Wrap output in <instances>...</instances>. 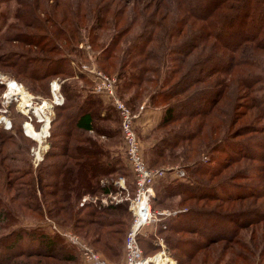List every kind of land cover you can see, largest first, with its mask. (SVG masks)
<instances>
[{
  "label": "rangeland",
  "instance_id": "rangeland-1",
  "mask_svg": "<svg viewBox=\"0 0 264 264\" xmlns=\"http://www.w3.org/2000/svg\"><path fill=\"white\" fill-rule=\"evenodd\" d=\"M104 1L106 0H94L91 2L89 0H0V13L5 14L4 19L0 18V55L1 53L5 54L7 50L13 49L17 54L32 53V55L40 54V56H42L41 52H39L35 46L7 39L10 25L18 24L23 26L20 32H38L39 26L42 28L48 27L50 30H53L52 24L53 21H56L63 28L66 27L69 29L70 36V34H72L70 29L71 24L69 20L66 19V13L69 12V8L78 10L81 8L80 4L84 2L81 10L82 12H90V14H88L90 16L78 21L81 30H79L80 35L76 38V47L73 51H70L68 48L71 53L66 55L70 59V68H72L73 77L66 78L62 75L50 77L48 78L49 83H47V85L51 84L54 80H58L60 85H62L63 82L65 83V81H70L78 88L80 96V98H77L78 101L83 100L82 98L87 94L104 100L109 106L107 112L110 115H107H109L110 118L105 117L104 113H102L103 117H101L98 114H101V111L94 108L95 129L91 132H83L84 134L81 135L85 136V138H89L90 141L87 142L88 147L98 146L100 141L106 144L107 142L113 144L110 146L120 153V156L123 158V163L126 165L124 174L120 176L115 174L113 177L104 178V181H113L116 190L114 193L110 192L109 194H103L98 192L97 194H86L82 196V199L78 200L74 196V192L63 189L64 184L65 188H68L69 182L64 183L60 177H54L49 174V172L43 173L40 167L50 164L53 165L52 167H54V165L57 166L58 168L55 167V169L57 168L56 170H58L62 167V164L65 163L68 167L72 166V168L76 167L77 169V160L63 155L64 148H59V150L58 147L53 146L51 148L52 144L50 140H52L53 143V139L56 138L53 137V139H51L49 135L39 139L26 133L27 123L31 124L37 132L42 131V127L45 123L35 115L33 108L25 107L22 95L11 96L10 98L6 95L9 92L8 82L14 81L25 89L29 94L32 107L45 108V113L50 117L48 131L51 132L52 128L57 132L60 131L61 137H57L58 142L62 143L65 140L64 135L61 134L62 129L67 128L73 131L75 136L78 135V129L71 128L70 124L67 123V119L62 116L61 110L54 102V95L50 98L47 96L48 90L46 88L42 91L40 84L46 80L45 78L39 80V83H36L33 80L21 77L15 70L9 67L3 68L0 66V257L11 254L7 252L5 248L16 242V238L11 236L14 234V229L21 225L28 228L41 226L46 232L52 233L51 223L42 222L44 220L46 221L48 217H52L61 230L76 235L82 242L99 252L109 262L123 264L124 239L129 230L128 228L132 224L131 214L124 212L121 216L129 221L128 224L125 223L114 227H108L110 228L108 230L118 229L121 232L115 236L120 241V245L118 244L121 249L120 255L109 253L108 256L106 253H103L100 243L95 242L97 239L94 238V234L89 231V226L91 225H87V222H83L82 219L90 220L91 218L94 220L98 217H89L87 214L89 210H92L93 205L100 203L107 205L110 202L118 203L121 200V202H123L130 195L134 196L132 194L133 183L130 173L131 169H129L130 167H128L129 165L126 160V147L122 133L120 113L106 96H101L94 92L95 82L93 75L86 71L84 66L95 68L110 78L116 77L117 96L131 109L135 116L133 125L145 163L152 169L165 170V174L157 179L156 190L159 189L163 191V185L177 181L178 178L175 179V175L181 176L180 174L186 172L187 175H192L191 168L196 169L199 162L210 164L215 171V174L211 176L197 173L192 175L202 186L210 185L215 188V186H218L225 180H233L235 183L238 182L242 184L249 183L253 187H261V183H264V159L260 158V155L264 154V151L259 147L264 141V116L260 111V106H256L257 102L253 99L259 92H263L264 81L257 83L258 87L253 91L243 82V78L251 74L264 75V49H256V52L260 56V58H258V64L247 65L238 69L235 68V70L228 75H215L218 76V78H220V76L226 77V81H228L227 83L229 84L222 97L219 98V102L212 113L209 115L181 118L162 128L160 127L162 115L160 119H149L144 117L146 110L151 109V112L154 114L156 110L166 108L161 104L155 106L152 102L151 94L156 90V85L152 84L149 86L148 83H143L142 88L145 89L138 93H136L135 87L130 89H125L123 87L122 84L125 78L123 76L124 70H129V67H121L123 62L122 50L124 49V51H126L129 41L133 38L135 39L140 33L154 31L153 34H155L157 40L150 42L149 50L151 52L153 51L154 55L156 53L154 56L155 59L151 60L142 57L144 64H155L163 67L161 60L164 58L166 59L165 66H173L170 61V59L176 58L172 52L173 48L182 45V41L188 37L187 33L195 34L193 30L200 26L204 29V24L203 22L189 19L187 13L178 4V0H119L116 5L128 8L126 11V21H134L136 19L137 22L134 23L132 30L120 40L116 54L109 59H103V49L110 44L113 34L116 33L118 28L121 30L122 27L126 25V23L122 21L116 29L112 23L114 12L110 11L108 14L110 18L109 24L101 29L98 27L95 29L94 22H96V20L93 18L95 14L94 10H96L99 5L93 4L94 2L103 3ZM85 5L88 9H84ZM209 5L210 4L205 1L199 0V3L194 7L199 11L201 9H207ZM19 9H25V12H28L26 14V16H29L27 21L31 20L32 23H25L24 20L17 21L14 18ZM91 11H93V13H91ZM155 22L162 23L160 25L161 27L157 28ZM182 22L188 23L187 26ZM98 25H100V23H98ZM180 29H184L182 35L171 36L172 32L173 34L176 32L178 34ZM59 41L63 42L62 39ZM63 44L66 45V43ZM197 46L196 51L187 59L188 63L186 67L189 66L191 62L202 63V61L207 58L212 59L216 57L215 59L218 60L217 63H221V60L218 58L224 60L229 59V53H226L225 49L222 50L219 48L214 39H207L199 42ZM168 48H172L171 51ZM60 56L61 55H59V57ZM181 56L183 55L181 54ZM135 60H140V58H136ZM209 62H211V68V65L214 64V59ZM174 64L181 66L180 63ZM44 67L45 66L42 65V68ZM39 71H41V68ZM191 73L193 78L199 76L202 78L204 77V81L193 85L188 91L172 99L167 103V106L173 102L184 100L186 97H190V95L191 98H189L186 103L193 100V106L191 107L196 106L205 108L203 106H207V103L202 102L201 99L198 98L193 99L192 96L198 95L201 88H203V91L207 92L208 90H204V88L213 85V83H210L212 77L210 74L205 75L195 69H193ZM144 74L152 77L160 76L159 81L161 82L165 72L162 71L160 74L159 72L155 73L153 70H150L149 72H144ZM180 77L181 76L175 77L170 85L165 81L166 85L164 84V88L167 89L172 86ZM213 81L214 83L216 82L215 79ZM53 86H55V84ZM60 92L62 93L61 87ZM207 95L210 96L209 94ZM45 103H48L50 107L46 108L47 106ZM110 107L113 109L110 110ZM24 116L27 117L28 121L25 120ZM55 118L56 121L54 120ZM51 125L53 126L52 128ZM2 128L6 129L5 131L10 134L3 136L1 134ZM183 129L187 130L186 133H188V136L191 138H186L182 142L177 141L176 145L171 146H167L170 145V143L167 142V148L164 145V147L158 145V143L162 142L165 138L173 139V137L170 136L176 133L177 130L178 132L180 130L183 132ZM190 129H198V131H200L199 135L198 133H192ZM105 131H107V133L110 132V134H108L109 136L104 134ZM224 140L226 142L222 144ZM227 144H230L231 147L227 148ZM216 146L219 147L218 150ZM49 149L53 152L51 153L52 155L47 153ZM160 149L162 153H159ZM238 150L241 151L239 154H237ZM229 154H235V160H229ZM28 162L32 164V171L24 175L21 170L19 171V168H21V166L25 168ZM9 165L12 166L11 168L13 171H10L8 168ZM76 174V177L70 179V181L72 180L74 183L73 186L77 180L81 181L83 177H85L84 179H88V174L84 171H80ZM119 177L123 178L127 189L121 188L117 183ZM56 181L60 183V188L59 186H55V184H57L55 183ZM102 182L103 180L101 183ZM228 182L230 184V181L226 183ZM54 191L58 192L56 196L52 195ZM226 191L228 193L236 192L233 188H230V190L227 188ZM65 195L68 197L67 200L64 198ZM188 196L189 195L178 194V192H174L173 195L170 196L164 195L161 196L160 201L155 203L154 206L152 205V207L160 211L169 210L171 216L189 208L203 210L214 209L219 212L228 211L229 213L235 211H248L252 218L256 216L254 212L259 211L264 213V198L262 197H247L229 202H218L214 199H192V197ZM36 201L40 202L38 207L33 206ZM86 201L90 202V209L82 211L88 204ZM54 202L59 205L54 207ZM84 203L86 204L83 205ZM59 206H65L66 210L63 209L65 212L69 211V207L75 208V215L73 216L65 213ZM2 211L4 212L2 213ZM77 212L81 213L78 214ZM262 214L261 216H263ZM77 216L79 219H76ZM164 217L166 216L158 215L156 221L144 227V233L139 242L147 255L155 256L165 251L169 258L171 257L177 263V258L174 256L173 249L169 248L164 242V238L168 236V238H178L181 241L185 240L186 242H184V245L189 248L195 247V244L193 245L191 242H194V240L203 244L204 247L202 246V249L198 250L195 256L196 259L192 261V264H226V261L230 260L232 261L230 264H264V223H259L262 218L260 215L252 219L254 220L253 222L256 221L258 223L246 225V227L240 230L236 229L239 232L238 235L235 236L238 238L237 241L233 240L227 243H225V241H218L212 245L204 243L203 241H208V238L204 235L194 233L193 230L187 232L169 231V223L166 222L168 219L164 220ZM181 218L183 219V217ZM232 226H234V223L231 222H213L209 225V229L204 231L206 234L213 236H222L228 234ZM94 227L96 226H91V228ZM238 240L239 242L243 240L246 243L244 250L243 246H239L241 242L238 243ZM157 243H159L160 246L158 249H156ZM161 243H163L164 246H162ZM249 251H252L253 255L249 260H244L241 254L243 255V253ZM77 254L78 256L74 260H57L39 256H23L22 259L19 257V260L24 264H84L81 255H79L78 252ZM239 254L240 257L238 256ZM182 257L183 261H181L182 263L178 261L179 264H190L188 260L184 259V256Z\"/></svg>",
  "mask_w": 264,
  "mask_h": 264
},
{
  "label": "trees",
  "instance_id": "trees-1",
  "mask_svg": "<svg viewBox=\"0 0 264 264\" xmlns=\"http://www.w3.org/2000/svg\"><path fill=\"white\" fill-rule=\"evenodd\" d=\"M89 1L91 2L94 0ZM178 1V4L187 13L188 18L198 22H203L204 29L202 28V26H200L197 29L193 30L195 31V34L187 33L188 37L182 41V45L178 46L177 48H173L172 52L176 57L174 59H170L173 66H165L166 59L164 58L161 60V62L163 63V67L159 65L157 66L155 64H144L142 57L151 60L155 59L154 56L156 55V53L154 55V52L152 51V53L149 50L150 42L157 40L155 34H153L154 31L140 33L135 39L133 38L129 41L126 51H124V49L122 50L123 62L121 67H129V70L123 69V76L125 77L122 84L123 87L125 89L135 87L136 93H138L145 89L142 88L143 83H148L149 86L152 84L156 85V90H154L153 94H151L152 102L153 104H155V106L157 104H161L163 105V107H166L162 108V117L160 122V127L162 128H164V126L166 125H170L180 120L181 118L189 116L195 117L209 115L210 113H212L214 111L213 109L219 102V98L222 97L227 85L229 84L227 83L228 81H226V77L220 76V78H218V76L215 75H228L229 73H232L235 68L238 69L243 66L258 64V58H260V56L256 52V49H264V0H202L209 3L210 5L207 9H201L199 11L194 7L199 3V0ZM118 2L119 0H106L103 3L94 2L93 4L99 5L97 6L96 10H94L95 14L93 18L96 20V22H94L95 29L96 27L101 29L102 27L109 24L110 18L108 17V14L110 11L114 12V15L112 17L113 21H111L116 29L117 26L122 23V21L126 23V25H124L121 30H119V28L118 30H116V33H114L111 38L110 44L105 49H103V59H109L116 54V50L118 48L120 40L132 30L134 23L137 22L136 19L134 21H126V11L128 8H126L125 6L116 5ZM82 4H80L81 8H79L78 10L69 8V12L66 13V19H68L71 24L70 29L72 34H70V36L69 29H67L66 27L63 28L56 21H53V30H50L48 27L42 28L39 26L38 32H20V29H23V26L18 24L10 25L9 35L7 37L8 40L20 41L25 44L35 46L38 51L41 52L42 56H40V54L32 55V53L17 54L13 49H10L7 50L5 54L1 53L0 66L3 68L9 67L15 70V72H17V74H19L21 77L33 80L36 83H39V80L45 78L46 80L40 84V87L42 88V91H44L46 88L48 90L47 96L52 98L51 84L47 85V83H49L48 78L57 75H62L66 78L73 77V71L72 68H70V59L66 55L71 53L70 51H73L76 47V38L80 35L79 30H81L78 21L86 19L88 16H90L88 15L90 14V12H82ZM84 9H88V7L85 5ZM27 13L28 12H25V9H19L16 12V16H14V18L17 21L24 20L25 23H32L31 20L27 21V18H29V16H26ZM91 13H93V11H91ZM4 15V13H0V18L4 19ZM98 23H100V25H98ZM182 23L186 26L188 24L184 22ZM161 24L160 22H155L157 28L161 27ZM184 29H180L178 34L177 32L174 34L172 32L171 36L182 35ZM60 39H62L63 42H60ZM207 39H214L219 48H221L222 50L225 49L226 53H229V59L224 60L222 58H218L221 60V63H217L218 60L215 59L216 57H213L212 59L207 58L204 59L202 63L191 62L189 66L186 67L188 63L187 59L194 53V51H196L198 43ZM63 43H66V45H64ZM68 48L70 51L68 50ZM181 54L183 56H181ZM59 55L61 56L59 57ZM136 58H140V60H135ZM213 59L214 64H212L210 68L211 62L209 61ZM174 63H180L181 66ZM42 65H44L45 67L42 68ZM40 68L41 71H39ZM193 69L198 70L205 75L210 74L212 77L210 83H213V85L204 88V90H208L207 92L203 91V88H201V91L198 95L192 96L193 99H201L202 102L207 103V106H203L205 108L196 106L191 107L193 106V100L189 103H186L189 98H191V95L190 97H186L184 100L173 102L167 106V103H169L172 99L188 91V89H190L193 85L202 83L204 81V77L202 78L201 76L193 78L191 73ZM150 70H153V72L155 73L159 72L160 74L162 73V71H164L165 74L163 80L161 82L159 81L160 76L152 77L146 76L144 74V72H149ZM177 76H181L180 79L177 80L172 86L165 89V81L168 83V85H170L172 80ZM214 79L216 80L215 83L213 81ZM243 79L245 85L248 86L251 91H253L257 89V83H261L262 81H264V75L251 74L247 77H244ZM61 91L64 96V101L62 104H57V107L61 110L62 116L67 119V123L70 124V127L73 129H78L79 136H75V133L67 128L62 129L61 134L64 135L65 140H62V143L58 142L57 137H61L59 133L60 131L57 132L56 130H54L52 128L53 126L51 125L52 129L49 138H56L53 139V143L52 140H50V143L52 144L51 148L53 146L58 147V150L59 148H64L63 155L77 160V169L76 167L72 168V166L68 167L65 163L62 164V167L58 170H56L58 168L57 166L54 165V167H52L53 165L50 164L46 166L43 165L40 167V169H42L43 173L49 172V174L53 175L54 177H60V179L63 180L64 183L69 182L68 188H65L64 184L63 189H65L66 191L71 190V192H74V196L78 200L82 199V196L86 194H97L98 192L103 194H109L110 192L114 193L116 190L115 186L113 185V181H104V178H110L111 176L113 177L115 174L117 176H120L125 173L126 165L123 163V158L120 156V153L118 151L114 150L110 146L113 144H109L108 142L106 144L100 141L101 145L98 144V146L95 147H88L87 142L90 141L89 138H85V136L81 135L84 134L83 132H91L95 129V118L93 114L94 108L101 111V114L98 113L101 117H103L102 113H104L105 117L110 118V114L107 112L109 106L104 102L103 99L101 100L99 98H96L91 94H87L84 98H82L83 100L78 101L77 98H80L78 88L70 81H65V83H62ZM207 94H209L210 96H208ZM253 99H255L257 102L256 106H260V111L264 116V89L263 92H259V94L257 96H254ZM111 109L113 108L110 107V110ZM25 120H27V117H25ZM54 120L56 121V118ZM5 130L6 129L2 128L1 134L3 136L9 135L10 133ZM182 131L183 132H181L180 130L178 132L177 130L176 133L170 136L173 137V139L165 138L162 142H159L158 145H161L162 147L165 146L167 148V146L176 145L177 141L182 142L186 138H191L188 136L189 134L186 133L187 130L183 129ZM190 131L192 133H198V135L200 132L198 131V129H190ZM104 134L108 135L110 134V132L107 133V131H105ZM167 142L170 143V145H167ZM225 142V140L222 141V144H224ZM226 146L227 148L231 147L230 144H227ZM216 147L218 150L219 147ZM259 147H261L264 151V141L261 145H259ZM234 148L237 149L236 147ZM159 151V153H162L161 149ZM239 152L241 151L238 150L237 154H239ZM47 153L51 154L53 152L49 149ZM234 155L229 154V160H235ZM260 158L264 159V154H261ZM11 167L12 166L10 165L8 166L10 171H13ZM55 167L57 168L55 169ZM31 169L32 164L28 162L25 168L21 166V168H19V171L21 170V172L26 175L32 171ZM80 171H84L85 173H87L88 179H84L85 177H83L81 181H76V186H73L74 183L72 182V180L70 181V179L72 177H76V173H79ZM130 173L132 175L131 170ZM191 173L192 175H195L197 173L201 175L208 174L211 176L215 174V171L214 168L210 166V164L199 162L196 169L191 168ZM192 175H187V172L184 173L183 176L175 175V179L178 178V180L163 185V191H160L159 189L156 190V182L154 185L155 197L152 198V205L154 206L155 203H158L161 196H170L173 195L174 192H178V194L189 195L188 197H192V199H214L218 202H229L247 197L264 198V183H261V187H253L249 183L242 184L238 182L235 183L233 182V180H225L214 188V186L210 185H200L198 183V180L193 178ZM102 180L103 182L101 183ZM227 181H230V184L229 182L226 183ZM55 183H57L55 184V186L57 187L60 185L58 181H56ZM132 183V194L134 195L135 185L133 175ZM227 188L229 190L230 188H233L236 192L228 193L226 191ZM57 193L58 192L54 191L52 195L56 196ZM64 198L65 200H67V195H65ZM39 203V201H36L35 204L32 205L38 207ZM87 203L88 204L84 209H82V211L85 209H90V202ZM85 204L86 203H84L83 205ZM129 204V200L118 203L110 202L107 205L101 203L96 204L93 205L92 210H89L87 214L89 215V217H98L94 220H92L91 218L90 220L82 218L83 222H87V225L96 226L94 228H91V226H89V231L94 234V238L97 239L95 240V242L100 243L103 253H106L108 256L109 253L113 255H120L121 252V249L118 246L120 241L117 237H115L116 235L121 233L120 230H108L110 229L108 227H114L125 223L128 224L129 221L121 217L122 213L124 212L131 214V218L133 221V213L129 208ZM53 205L55 207L59 204L54 202ZM59 207H61L62 211L66 210L65 206ZM3 212L4 211H2V213ZM81 212L77 213L79 214ZM65 213L74 216L75 208L69 207V211H66ZM249 213L250 212L248 211H235L229 213L228 211L219 212L214 209L203 210L198 208H189L181 211L180 213L178 212L173 216L169 215L165 217L164 220L168 219L166 222L169 223V231L187 232L193 230L194 233L204 235L206 238H208V241H203L204 243L212 245L213 243L218 241H225V243L233 240L237 241L238 238L235 237L239 233L237 230L246 227V225H254V223H258L256 221L253 222L254 220L252 219L257 218L259 215L260 217H262L259 223H264L263 212H254L256 213V216L253 218L250 217ZM261 214L263 216H261ZM181 217H183V219ZM76 219H79L78 216L76 217ZM42 222L51 223L50 225L53 232H46L41 228V226L28 228L21 225L17 227L13 230L14 234L11 235L16 238V242L13 245L5 248L6 251L11 254L0 257V264H24L19 260V257H21L22 259L23 256H39L57 260H74L78 256V250L76 249V247L69 243L65 239V237L56 228H54V225L57 228L59 227L52 217H48L46 221L44 220ZM213 222H231L234 223V226H232V229L228 234H224L222 236H213L210 234H206L204 230L209 229V225ZM143 233L144 228L138 234V242L140 241ZM164 242L169 248L173 249L174 256L177 258L178 264V261L182 263V256H184V259L188 260L189 263L192 264V261L196 259L195 256L198 250L202 249L203 246V244L194 240V242H191L193 245L195 244V247L189 248L184 245V242H186L185 240L181 241L178 238H168V236L164 238ZM240 242L238 240V243ZM245 245L246 243L242 240L239 246H243L244 250ZM158 248H160L159 243L156 244V249ZM252 255V251H249L243 253V255L241 254V257L244 260H249ZM238 256L240 257V254ZM230 263H232L231 260L226 261V264ZM123 264H125L124 261Z\"/></svg>",
  "mask_w": 264,
  "mask_h": 264
},
{
  "label": "built area",
  "instance_id": "built-area-1",
  "mask_svg": "<svg viewBox=\"0 0 264 264\" xmlns=\"http://www.w3.org/2000/svg\"><path fill=\"white\" fill-rule=\"evenodd\" d=\"M84 68L93 75L95 82L94 92L101 96H106L116 109H118L122 120V133L126 147V160L131 169L135 185L134 196L130 195L126 198V200L130 201L129 208L133 213V221L124 239V262L125 264H158L155 260L157 254L155 256H147L145 254L144 249L138 242V234L145 226L156 221L158 215H165L166 217L171 215L169 210L160 211L153 209L152 207V198L155 197L154 185L157 182V179L165 174V170L152 169L145 163L133 125L135 116L131 109L117 96L116 77L110 78L106 74L88 66H84ZM54 84H57V87L53 86ZM60 87L61 85L58 80H54L51 83L52 95L56 91L61 98L55 102L53 96L56 104H60L64 100V97L60 92ZM49 135L50 132L48 131L47 136ZM180 175L182 176L184 174ZM117 183L121 188L127 189L122 177L119 178ZM144 198H146L145 201ZM54 228H56L69 243L76 247L84 264H115L109 262L99 252L82 242L76 235L70 232H64L55 225ZM161 245L164 246L163 243H161ZM162 252L164 253L165 251ZM170 259L177 264L174 259L171 257Z\"/></svg>",
  "mask_w": 264,
  "mask_h": 264
},
{
  "label": "bare ground",
  "instance_id": "bare-ground-1",
  "mask_svg": "<svg viewBox=\"0 0 264 264\" xmlns=\"http://www.w3.org/2000/svg\"><path fill=\"white\" fill-rule=\"evenodd\" d=\"M8 87H9V92L6 95L9 98L11 96L22 95L25 107L33 108L35 115L40 120H43V122L45 123L43 125V127H42V131H40V132H37V130H35L31 124L27 123L26 124V133L31 135V136H33V137H35V138H39V139L42 138V137L47 136L48 127L50 125V117L45 113V108H39V107H36V106L32 107V105L30 103V99H29V94L18 83L14 82V81H9L8 82ZM55 87H57V84H55ZM53 95L55 96V102L61 99L59 97V94L56 91L54 92ZM45 105L47 106L46 108L50 107V105L48 103H45ZM9 125H10V123H9ZM145 200H146V198H144V201ZM155 260L157 261L158 264H175L165 252L164 253L163 252L159 253L156 256Z\"/></svg>",
  "mask_w": 264,
  "mask_h": 264
},
{
  "label": "crops",
  "instance_id": "crops-1",
  "mask_svg": "<svg viewBox=\"0 0 264 264\" xmlns=\"http://www.w3.org/2000/svg\"><path fill=\"white\" fill-rule=\"evenodd\" d=\"M147 111V112H146ZM145 113H144V117H147V118H153V119H160L161 115H162V109H158L155 111V113L153 114L151 112V109L150 110H146ZM153 115V116H152ZM146 124H149V123H146Z\"/></svg>",
  "mask_w": 264,
  "mask_h": 264
}]
</instances>
